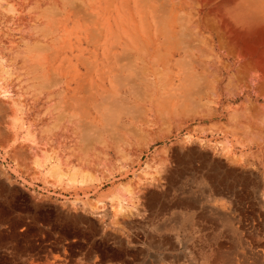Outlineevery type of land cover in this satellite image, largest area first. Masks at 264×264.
<instances>
[{"label":"rangeland","instance_id":"1","mask_svg":"<svg viewBox=\"0 0 264 264\" xmlns=\"http://www.w3.org/2000/svg\"><path fill=\"white\" fill-rule=\"evenodd\" d=\"M258 18L0 0V264H264Z\"/></svg>","mask_w":264,"mask_h":264},{"label":"bare ground","instance_id":"2","mask_svg":"<svg viewBox=\"0 0 264 264\" xmlns=\"http://www.w3.org/2000/svg\"><path fill=\"white\" fill-rule=\"evenodd\" d=\"M249 35L251 37V39H247V43L250 47H252V43L257 41V40H263L264 39V20L261 18H258L253 25L250 27L249 29ZM235 35L238 38H243V33L238 30V29H234ZM259 40V41H260Z\"/></svg>","mask_w":264,"mask_h":264}]
</instances>
